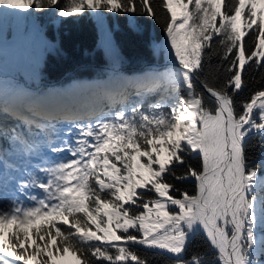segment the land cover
I'll list each match as a JSON object with an SVG mask.
<instances>
[{
	"label": "snow or ice",
	"instance_id": "1",
	"mask_svg": "<svg viewBox=\"0 0 264 264\" xmlns=\"http://www.w3.org/2000/svg\"><path fill=\"white\" fill-rule=\"evenodd\" d=\"M224 5L0 0V18L123 16L134 32L138 17L160 23L163 13L153 54L165 58L161 68L116 79L102 106L0 81V153L14 144L47 157L20 169L18 196L0 200V264H57L69 253L78 264H148L120 241L171 254L174 264H264V86L238 100L247 71L264 73V0ZM217 45L223 82L204 75ZM189 183L193 194L182 191ZM201 233L212 253L193 246Z\"/></svg>",
	"mask_w": 264,
	"mask_h": 264
},
{
	"label": "trees",
	"instance_id": "2",
	"mask_svg": "<svg viewBox=\"0 0 264 264\" xmlns=\"http://www.w3.org/2000/svg\"><path fill=\"white\" fill-rule=\"evenodd\" d=\"M226 5L227 0H225V5L222 7ZM27 11H31V9ZM33 16L40 26L38 32H43L44 34L43 46L40 51L37 47L38 45L30 43L26 34L31 22L30 16L21 17L24 28L23 34L17 33L12 27L14 16L10 15L6 22L0 18V68L6 74L3 78V84L8 88L11 86H25V82H27L30 87L28 88L29 91L25 92L35 94L36 90L34 91L33 86H38L39 82L47 75L54 77L69 66L76 67L85 62L105 64L107 62L104 53L105 48L109 50V55L117 64L123 62L133 63L137 60L165 62L162 54L159 52L156 55L153 54L154 46L164 39L162 28L163 13H161L160 23L150 18L138 17L137 22L142 29L139 32L132 31L128 19L123 16L104 15L102 17L104 29L101 28L96 17L84 16V18L74 22L71 20L62 21L52 15L50 10H41L39 15L34 14ZM133 27H135V24H133ZM242 30H246L243 21ZM11 32L13 33L12 35ZM23 35L25 36L23 37ZM104 36L107 40H104ZM215 39L214 37V42ZM244 44L246 50H248L250 46L247 36L244 38ZM205 51L208 50L206 49ZM223 55L224 48L219 45L210 53V60L206 64L204 75L211 82H223L226 78L224 68L227 67V61L223 59ZM262 75L264 73L254 67L247 71L246 77L249 89L238 97V100L247 98L252 91L264 86V81H261ZM77 77L79 78V76ZM201 79H204V76ZM100 84H87L85 86L80 84L76 88L78 89L76 93L80 94L79 97H86L92 86H100ZM110 84H113V82ZM68 90L63 92V97L67 98L65 93ZM100 90L103 89H96L94 94ZM183 190L193 194L195 191L194 185L186 184L183 186ZM40 223H43V221ZM115 243L136 251L141 258L148 261V264H174V258L171 254L146 249L143 246L132 245L124 241ZM193 246L209 253L213 252L203 233L197 236ZM112 254L115 255V249H112ZM82 259L81 257V261ZM131 264H135V262H131Z\"/></svg>",
	"mask_w": 264,
	"mask_h": 264
},
{
	"label": "water",
	"instance_id": "3",
	"mask_svg": "<svg viewBox=\"0 0 264 264\" xmlns=\"http://www.w3.org/2000/svg\"><path fill=\"white\" fill-rule=\"evenodd\" d=\"M104 24V23H103ZM104 29V28H103ZM104 40H107L106 37H103ZM105 57L107 62L105 64H99V63H93V62H85L82 64L77 65L76 67H67L64 70H62L59 74L55 75L54 77H50V75L45 76L42 81L39 82L38 88H47L50 86H61L64 83L70 81L74 76L76 75H90V74H97V73H112L115 71L120 70L123 67H126L131 64H146L150 66H158L162 67V65L165 64V62H150V61H140L137 60L136 62H123L121 64H117L113 61L112 57L109 55V50L107 48L104 49ZM39 54V52H38ZM6 75V74H5ZM25 87L29 88L30 86L27 85V82H25ZM35 87V86H33Z\"/></svg>",
	"mask_w": 264,
	"mask_h": 264
},
{
	"label": "rangeland",
	"instance_id": "4",
	"mask_svg": "<svg viewBox=\"0 0 264 264\" xmlns=\"http://www.w3.org/2000/svg\"><path fill=\"white\" fill-rule=\"evenodd\" d=\"M21 2H22V0H21ZM17 11H20V10H17ZM21 17L22 16H14V21H13V23H12V27L17 31V33H24V28H23V24H22V20H21ZM31 17V22H30V26L28 27V29H27V36H28V39H29V41H30V43L31 44H36V45H38L37 47H38V49H39V51L40 50H42V46H43V41H44V34H43V32H38V29L40 28V26L38 25V23L35 21V18H34V16H30ZM8 18H9V16H7V17H2L1 19L3 20V21H8ZM97 19H99V23H100V25L103 27V20H102V18H100V17H96ZM55 23H56V21H54ZM13 33L11 32V35H12ZM25 35H23V37H24ZM38 56H39V54H38ZM2 72H3V69L2 68H0V74H2ZM116 79H118V78H116ZM115 79V80H116ZM71 82V81H70ZM100 86L101 87H99V89L100 88H102V86H104V85H102V84H100ZM64 87H66V86H62V87H57V88H53V87H47L46 89H41L42 90V92H39L40 94H46V91L47 90H53V93H54V95L56 94V95H60V94H58V93H56V92H61L62 90H64ZM11 89V88H10ZM25 89V87H22V90H24ZM40 90V91H41ZM106 90V89H105ZM51 91H50V93H51ZM71 91V93H76V90L75 89H73V90H70ZM104 90H102V92H103ZM37 93H38V91H37ZM50 93H49V95H50ZM46 95H48V94H46ZM67 96H68V98H72V99H70V100H75V101H79L78 99H76V98H74L71 94H67ZM82 101H85V100H82ZM19 126H21V125H19ZM14 145V144H13ZM15 146V145H14ZM12 148V147H11ZM11 148H9L8 146H4V151H6L7 152V154L9 155V157L11 158V159H14L13 158V155H12V149ZM15 149L16 150H18L19 148L18 147H16L15 146ZM120 263H124V262H120ZM57 264H78V262H77V258L76 257H73L72 255H71V253H69L66 257H65V259H64V261H58L57 262Z\"/></svg>",
	"mask_w": 264,
	"mask_h": 264
},
{
	"label": "bare ground",
	"instance_id": "5",
	"mask_svg": "<svg viewBox=\"0 0 264 264\" xmlns=\"http://www.w3.org/2000/svg\"><path fill=\"white\" fill-rule=\"evenodd\" d=\"M145 72H142V71H136V72H134V73H132L133 75H134V77H138V76H140V75H142V74H144ZM107 77H108V79H110V81L111 82H114L115 81V79L116 78H126L127 76H128V70H122V71H118V72H115V73H107V75H106ZM62 86H66V87H64V90H62L61 92H56V93H58V94H60V95H54V93H53V90L51 91V90H47L46 91V94H48L49 95V93H50V91H51V93H50V95H54V96H59V97H63V92L64 91H66L67 90V88H69L70 87V85L68 86L67 84H65V85H61V86H51V87H53V88H57V87H62ZM78 86H80V84L79 83H77L76 85H73V86H71V89H76ZM50 87V88H51ZM49 88V87H48ZM46 89V88H45ZM43 90V89H42ZM42 90L40 91H38V93H37V90L35 91L36 93V95H39L40 93L39 92H42ZM23 91H25V90H23ZM101 92H102V90H100L99 92H97V93H95L93 96H92V98L90 99V101L91 102H94L95 104H100V103H102L101 101H100V98H101ZM68 98V97H67ZM74 101V100H73ZM18 127H21V126H19V125H17ZM36 164H33V165H30V167L32 168L33 166H35ZM12 190H15V188H13ZM16 191V190H15ZM17 194L18 193H14V194H10V193H8V194H6V193H4V194H2V193H0V200H3V199H8V200H11V199H13L14 197H16L17 196Z\"/></svg>",
	"mask_w": 264,
	"mask_h": 264
}]
</instances>
